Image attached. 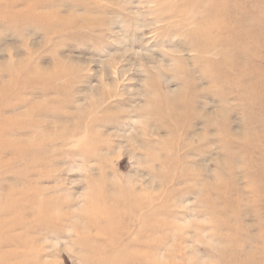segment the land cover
<instances>
[{
    "label": "rangeland",
    "instance_id": "1",
    "mask_svg": "<svg viewBox=\"0 0 264 264\" xmlns=\"http://www.w3.org/2000/svg\"><path fill=\"white\" fill-rule=\"evenodd\" d=\"M0 264H264V0H0Z\"/></svg>",
    "mask_w": 264,
    "mask_h": 264
},
{
    "label": "bare ground",
    "instance_id": "2",
    "mask_svg": "<svg viewBox=\"0 0 264 264\" xmlns=\"http://www.w3.org/2000/svg\"><path fill=\"white\" fill-rule=\"evenodd\" d=\"M140 204V203H139ZM142 204H144V203H142Z\"/></svg>",
    "mask_w": 264,
    "mask_h": 264
}]
</instances>
